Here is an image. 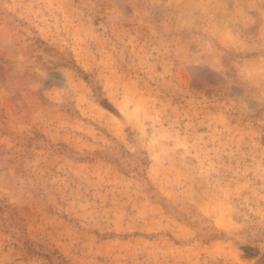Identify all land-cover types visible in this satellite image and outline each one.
<instances>
[{"label":"rangeland","instance_id":"rangeland-1","mask_svg":"<svg viewBox=\"0 0 264 264\" xmlns=\"http://www.w3.org/2000/svg\"><path fill=\"white\" fill-rule=\"evenodd\" d=\"M0 264H264V0H0Z\"/></svg>","mask_w":264,"mask_h":264}]
</instances>
